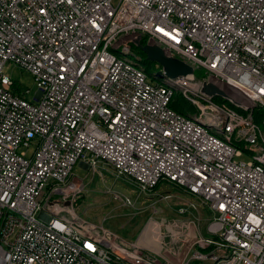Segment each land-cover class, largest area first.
I'll return each mask as SVG.
<instances>
[{
    "label": "built area",
    "instance_id": "obj_1",
    "mask_svg": "<svg viewBox=\"0 0 264 264\" xmlns=\"http://www.w3.org/2000/svg\"><path fill=\"white\" fill-rule=\"evenodd\" d=\"M136 34L201 74H147ZM6 63L32 76L33 102L12 90ZM209 80L240 105L201 92ZM174 93L193 111L172 109ZM76 163L109 167L140 193L173 184L209 211L206 234L192 201L176 208L192 218L167 223L193 233L173 259L83 219L66 192ZM195 261L264 264V0H0V264Z\"/></svg>",
    "mask_w": 264,
    "mask_h": 264
},
{
    "label": "rangeland",
    "instance_id": "obj_2",
    "mask_svg": "<svg viewBox=\"0 0 264 264\" xmlns=\"http://www.w3.org/2000/svg\"><path fill=\"white\" fill-rule=\"evenodd\" d=\"M138 56L140 57V54ZM145 69L147 74L152 75L158 69V65L152 63L150 66H146ZM2 72L15 82L17 90L24 99L30 102L34 101L36 86L32 76L27 71L14 64L6 63L2 68ZM148 81L154 82L152 78ZM183 99L189 104H184L183 109L187 112L193 111V104L185 98ZM186 106H189V108H185ZM30 150L31 148L27 151L30 152ZM240 159L248 160L249 158L243 155ZM68 180L71 185L66 192L76 202L73 205L76 214L85 220L103 224L104 227L116 233L118 237L127 241L148 237V248L154 251L159 250L160 254L165 257L171 259L181 257L187 249L189 240L193 237L191 232L185 235V228L182 226H173L170 225L171 223L167 225L171 221L180 222L185 217H188L187 220L192 218L191 214L179 217L180 215L176 213L175 209L178 206L185 205V201H192L198 206L200 220L197 226L202 234H206L205 223L209 218V211L201 206L198 198L188 195L169 182L161 181L158 183L152 192L148 193L147 199L146 194L140 193L133 181L123 175H118L109 167L92 171L76 163ZM108 190L129 197L133 201L134 208L122 207L118 200L110 197ZM165 193L171 194L172 197L165 200L161 199V196ZM192 215H194V212H192ZM150 216L160 220V241L157 243L152 241L150 235L149 226L153 222ZM147 222L148 228L145 227ZM170 229L174 232H171ZM171 247L174 251L171 250ZM197 263L196 261L193 262V264Z\"/></svg>",
    "mask_w": 264,
    "mask_h": 264
},
{
    "label": "water",
    "instance_id": "obj_3",
    "mask_svg": "<svg viewBox=\"0 0 264 264\" xmlns=\"http://www.w3.org/2000/svg\"><path fill=\"white\" fill-rule=\"evenodd\" d=\"M131 44L138 51L144 54L146 61L158 65L159 69L154 72L156 77L182 76L188 80L193 79L194 70L189 64L172 55L165 54L163 50L157 45L141 43L140 35H134L131 39ZM200 90L208 97H218L228 101L235 107L240 105V100H238L230 91H228L227 88L220 84H216L213 81L209 80L202 82Z\"/></svg>",
    "mask_w": 264,
    "mask_h": 264
},
{
    "label": "trees",
    "instance_id": "obj_4",
    "mask_svg": "<svg viewBox=\"0 0 264 264\" xmlns=\"http://www.w3.org/2000/svg\"><path fill=\"white\" fill-rule=\"evenodd\" d=\"M131 48L133 50H135V52H137L138 54H140V64L143 66V69L145 70L146 72V69L145 67L146 66H150L152 63L151 62H148L144 59V54L141 53L140 51H138L133 45H131ZM143 57V58H142ZM147 73V72H146ZM201 74V71L199 70H195L194 71V75L195 77L196 76H199ZM12 90L15 92V93H18V90L15 86V82L14 84L12 85ZM213 100L216 101V102H225L227 103L228 105H230L231 107L235 108L234 106H232L229 102H227L226 100H223V99H220L218 97H213ZM184 104H188L183 98L182 96L179 94V93H174V95L172 96V100L170 101L169 103V106L174 109L175 111L179 112V113H182V114H186L188 113L187 111H185L183 109L184 107ZM189 105V104H188ZM185 108H189V106H186ZM254 111V110H253ZM252 111V112H253ZM72 205H74L76 202L75 200H73L72 198V201H71Z\"/></svg>",
    "mask_w": 264,
    "mask_h": 264
},
{
    "label": "crops",
    "instance_id": "obj_5",
    "mask_svg": "<svg viewBox=\"0 0 264 264\" xmlns=\"http://www.w3.org/2000/svg\"><path fill=\"white\" fill-rule=\"evenodd\" d=\"M80 166L84 167L85 166L82 163H78ZM105 168V167H104ZM146 198L148 199V194H146ZM176 210V209H175ZM145 214V213H144ZM134 240V239H133ZM139 243L143 246L147 245L148 246V237H144L143 239H138Z\"/></svg>",
    "mask_w": 264,
    "mask_h": 264
},
{
    "label": "bare ground",
    "instance_id": "obj_6",
    "mask_svg": "<svg viewBox=\"0 0 264 264\" xmlns=\"http://www.w3.org/2000/svg\"><path fill=\"white\" fill-rule=\"evenodd\" d=\"M141 65V64H140ZM142 66V65H141ZM143 67V66H142ZM143 236V235H142Z\"/></svg>",
    "mask_w": 264,
    "mask_h": 264
}]
</instances>
